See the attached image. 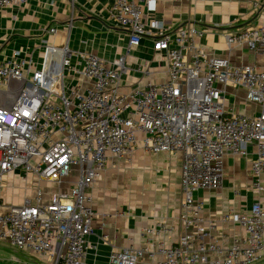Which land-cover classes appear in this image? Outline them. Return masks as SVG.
Wrapping results in <instances>:
<instances>
[{"label":"built area","instance_id":"built-area-1","mask_svg":"<svg viewBox=\"0 0 264 264\" xmlns=\"http://www.w3.org/2000/svg\"><path fill=\"white\" fill-rule=\"evenodd\" d=\"M28 1L0 0V8ZM109 1V18L128 34L126 54L143 37H151L155 50L167 55V77L123 90L120 77L129 69L125 55L107 62L78 53L82 66L73 69L72 51L45 40L37 60L34 51L21 49L0 59V184L14 170L37 182L32 197L0 213V240L31 252L39 263L89 264L87 237L95 218L90 188L110 160L130 158L137 149L177 152L183 232L169 245L149 238L140 246L126 245L113 250L110 260L254 264L264 255V207L255 202L226 214L224 220H233L240 230L224 245L203 238L207 228L194 192L219 187L224 156L248 155V147L253 148L250 186L263 188L264 64H234L212 55L197 41L204 30L191 23L168 30L159 19L147 21L144 8L155 0ZM255 6L262 22L227 33L225 39L229 47L245 45L264 56V2ZM45 31L56 34L55 27ZM137 68L150 74L147 62ZM71 71L74 83L66 80ZM239 90L242 101L258 106L257 113L235 109ZM73 175L67 190L58 189L46 200L43 183L60 184ZM161 229L146 228L144 235Z\"/></svg>","mask_w":264,"mask_h":264},{"label":"crops","instance_id":"crops-1","mask_svg":"<svg viewBox=\"0 0 264 264\" xmlns=\"http://www.w3.org/2000/svg\"><path fill=\"white\" fill-rule=\"evenodd\" d=\"M263 2L155 0L151 8H144V18L147 21L159 19L168 30L191 23L204 30L197 41L212 55L226 56L234 64H264L263 55L250 51L245 45L229 47L225 39L227 33L259 25L262 20L255 5ZM109 7V0H29L22 5L0 8V59L15 49H21L26 53L34 51L37 60L45 40L48 45L67 46L72 51L73 69L82 66L78 53L97 55L107 62L125 55L129 69L120 77L123 90L164 81L167 77L166 53L155 50L152 38L145 36L126 54L128 34L109 18ZM48 27H55L56 34L47 33L45 29ZM143 62H147L148 76L137 68ZM67 77L68 83L75 82L72 71ZM242 95L240 90L237 91L235 109L241 113H257V106L242 101ZM254 107L256 110L252 111ZM247 150L248 155L224 156L219 187L194 192L196 200L202 203L207 228L203 238L206 240L229 245L240 227L223 217L231 211H244L255 202L264 207V178L260 191L251 188L249 163L253 148ZM180 165V153H148L142 149H137L130 158L122 156L110 160L103 175L90 188L95 218L93 232L87 237L89 264H116L109 258L113 250L129 244L140 246L147 238L167 245L176 241L183 232L178 218L182 199ZM74 176L60 184L43 183L46 200L58 189L67 190L68 181ZM10 182L13 183L11 188L19 191L16 197L4 194ZM36 186L37 182L22 179L17 170L7 173L0 184V213L8 205L20 204L25 197H32ZM9 199L13 202H8ZM159 225L162 229L158 233L149 237L144 235L146 228ZM150 263V259H142L137 264ZM256 264H264V255Z\"/></svg>","mask_w":264,"mask_h":264},{"label":"rangeland","instance_id":"rangeland-1","mask_svg":"<svg viewBox=\"0 0 264 264\" xmlns=\"http://www.w3.org/2000/svg\"><path fill=\"white\" fill-rule=\"evenodd\" d=\"M236 107L237 109L239 108L238 105ZM254 110H256L255 107L252 108V111ZM11 183L12 182L8 184L10 186L9 189L4 190L5 191L4 194H7V196L9 195L11 197H16L18 195L15 194H17L19 191H15V189L11 188V186L13 185V183L12 184ZM4 200H6V198H4L3 201ZM9 200L7 201L13 202L12 199ZM0 264H44V263L42 262L39 263L38 260L36 261V258L31 252L18 249L6 241L0 240Z\"/></svg>","mask_w":264,"mask_h":264}]
</instances>
